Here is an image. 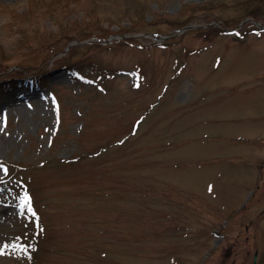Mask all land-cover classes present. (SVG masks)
<instances>
[{
    "label": "rangeland",
    "instance_id": "obj_1",
    "mask_svg": "<svg viewBox=\"0 0 264 264\" xmlns=\"http://www.w3.org/2000/svg\"><path fill=\"white\" fill-rule=\"evenodd\" d=\"M262 1L0 0V264L264 258Z\"/></svg>",
    "mask_w": 264,
    "mask_h": 264
},
{
    "label": "trees",
    "instance_id": "obj_2",
    "mask_svg": "<svg viewBox=\"0 0 264 264\" xmlns=\"http://www.w3.org/2000/svg\"><path fill=\"white\" fill-rule=\"evenodd\" d=\"M52 1H54V3L55 2H61L62 0H52ZM261 6L264 8V0L262 1V3H261ZM264 10V9H263ZM250 15H252L255 19H257V20H261V19H263V16H262V12H261V10L260 9H255V10H253V11H251V13H250ZM250 26V27H252V28H256L252 23H247V24H245V26ZM214 28V27H213ZM215 29V28H214ZM217 34L218 33H220V32H218V30H217V32H216ZM215 33V34H216ZM238 33H240V31L239 32H237V34ZM214 34V35H215ZM65 33H64V37H65ZM239 35V34H238ZM242 35H244V34H242ZM84 37H80L79 39H84V38H86L87 36H90V33H87V35H83ZM67 37H68V39L66 40L67 42L69 41V40H71L72 38H73V36H71V35H67ZM66 42V43H67ZM65 46H66V44H64V47H62L61 49H60V52H62L63 51V53H65L66 54V52H67V50H65L64 48H65ZM69 49H71V48H69ZM0 50H1V46H0ZM0 59H2V58H0ZM0 63H1V60H0ZM19 72V71H18ZM2 85V84H1Z\"/></svg>",
    "mask_w": 264,
    "mask_h": 264
},
{
    "label": "snow or ice",
    "instance_id": "obj_3",
    "mask_svg": "<svg viewBox=\"0 0 264 264\" xmlns=\"http://www.w3.org/2000/svg\"><path fill=\"white\" fill-rule=\"evenodd\" d=\"M3 171L5 172V173H7L8 172V168L5 166V167H3ZM30 201H31V197L30 196H28V194L27 193H25V204L27 205V207L29 208V210H31V203H30ZM24 205H22V207H23Z\"/></svg>",
    "mask_w": 264,
    "mask_h": 264
},
{
    "label": "water",
    "instance_id": "obj_4",
    "mask_svg": "<svg viewBox=\"0 0 264 264\" xmlns=\"http://www.w3.org/2000/svg\"><path fill=\"white\" fill-rule=\"evenodd\" d=\"M257 25L260 26V27H264V24L257 23Z\"/></svg>",
    "mask_w": 264,
    "mask_h": 264
}]
</instances>
